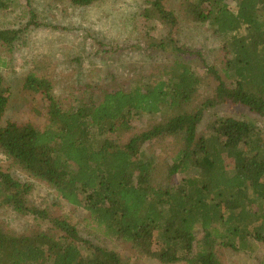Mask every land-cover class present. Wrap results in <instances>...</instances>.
<instances>
[{"label":"trees","instance_id":"trees-1","mask_svg":"<svg viewBox=\"0 0 264 264\" xmlns=\"http://www.w3.org/2000/svg\"><path fill=\"white\" fill-rule=\"evenodd\" d=\"M69 1L83 8L101 0ZM150 5L149 16L168 31L149 46L178 61L158 69L154 81L111 92L94 86L71 94L72 100L58 97L45 77L28 76L24 89L47 104L45 123L9 122L0 128V151L12 167L87 212L106 237L130 244L141 257L160 264H223L224 249L255 256L264 246V140L254 123L231 117H218L208 138L199 127L218 106L264 117V0L181 3L180 17L207 24L223 42V70L205 63L216 87L201 104L197 96L207 79L184 62L201 54L179 45L180 21L166 0ZM15 6L16 0H0V12ZM29 14L28 29L38 27L35 11ZM17 37L0 30L8 49ZM10 97L0 68V121ZM144 117L160 121L138 132L134 122ZM32 191L0 166V204L47 225L15 235L0 223V264H129L82 239L68 219L34 206Z\"/></svg>","mask_w":264,"mask_h":264},{"label":"rangeland","instance_id":"rangeland-1","mask_svg":"<svg viewBox=\"0 0 264 264\" xmlns=\"http://www.w3.org/2000/svg\"><path fill=\"white\" fill-rule=\"evenodd\" d=\"M150 1L101 0L80 8L69 0H16L14 8L0 12V30L18 32L11 48L0 43V68L11 95L0 128L9 122L44 125L47 104L43 96L24 89L26 79L32 74L50 80L55 94L61 99L72 100L71 94L81 96L80 90L94 89V86L111 92L136 83L144 84L152 78L154 81L152 75L158 69L178 61L175 55L152 50L149 46L152 38L161 41L168 31L153 14L149 16ZM183 1L166 0V7L179 18V30L175 33L179 45L202 56V59L184 60L201 78L207 79L197 96L196 103L201 104L213 97L216 87L208 79L206 65L221 72L225 53L223 42L213 34L210 26L191 23L179 16ZM30 9L35 11L39 26L28 29ZM218 117L254 123L264 140V117L237 106H218L208 110L199 134L205 138L212 136V125ZM158 121V117H144L136 120L134 126L140 132ZM0 166L15 179L32 185L30 201L34 206L47 210L53 217L71 221L85 241L120 254L129 264H160L139 256L130 244L106 237L87 212L58 197L45 183L12 167L1 151ZM227 168L229 172L233 171L232 161L227 160ZM180 181L181 177L174 178L171 184ZM0 223L15 235H27L47 227L41 220L21 216L11 206L1 204ZM200 236L198 234V238ZM86 252L89 253L85 250L86 255ZM219 256L223 264H264V246L255 256L228 249L221 250Z\"/></svg>","mask_w":264,"mask_h":264}]
</instances>
